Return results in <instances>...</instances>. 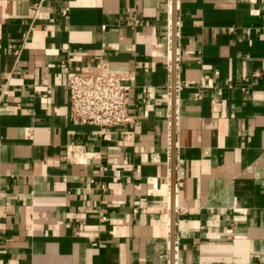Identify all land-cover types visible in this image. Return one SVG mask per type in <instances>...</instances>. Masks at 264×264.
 I'll return each mask as SVG.
<instances>
[{
  "label": "crops",
  "instance_id": "obj_1",
  "mask_svg": "<svg viewBox=\"0 0 264 264\" xmlns=\"http://www.w3.org/2000/svg\"><path fill=\"white\" fill-rule=\"evenodd\" d=\"M103 69L100 132L65 83ZM172 195L174 264H264V0H0V264H172Z\"/></svg>",
  "mask_w": 264,
  "mask_h": 264
},
{
  "label": "built area",
  "instance_id": "obj_2",
  "mask_svg": "<svg viewBox=\"0 0 264 264\" xmlns=\"http://www.w3.org/2000/svg\"><path fill=\"white\" fill-rule=\"evenodd\" d=\"M65 87L75 123L96 125L103 132L132 120L127 104L136 87L133 77L103 69L95 75H69Z\"/></svg>",
  "mask_w": 264,
  "mask_h": 264
},
{
  "label": "water",
  "instance_id": "obj_3",
  "mask_svg": "<svg viewBox=\"0 0 264 264\" xmlns=\"http://www.w3.org/2000/svg\"><path fill=\"white\" fill-rule=\"evenodd\" d=\"M176 4V0H173V7ZM175 21V17L173 16ZM172 51H173V62H172V100H173V117H172V178H171V188L174 192L176 191V178H177V154H176V141H175V101H176V92H177V39H176V28L173 27L172 32ZM176 195V194H175ZM175 221H176V207L173 202L171 205V263L174 264L175 260Z\"/></svg>",
  "mask_w": 264,
  "mask_h": 264
},
{
  "label": "bare ground",
  "instance_id": "obj_4",
  "mask_svg": "<svg viewBox=\"0 0 264 264\" xmlns=\"http://www.w3.org/2000/svg\"><path fill=\"white\" fill-rule=\"evenodd\" d=\"M174 23H175V21H174ZM172 193H173V191H172ZM172 204H173V195H172Z\"/></svg>",
  "mask_w": 264,
  "mask_h": 264
}]
</instances>
